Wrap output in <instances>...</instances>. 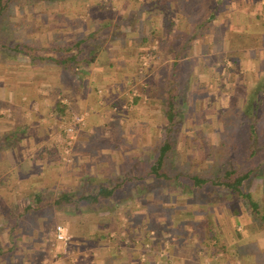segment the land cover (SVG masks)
Wrapping results in <instances>:
<instances>
[{"label": "rangeland", "instance_id": "rangeland-1", "mask_svg": "<svg viewBox=\"0 0 264 264\" xmlns=\"http://www.w3.org/2000/svg\"><path fill=\"white\" fill-rule=\"evenodd\" d=\"M85 1L87 0H9V7L0 17V40L9 45L18 42L21 46V42H25L29 45L28 51L34 50L36 53L53 56L55 50L46 49L45 46L56 44L53 36L66 32V16L70 15L71 18L74 16L77 24L83 23L84 19L92 20L95 24L96 20L105 18L111 11V15L118 16L115 12L117 9L84 6ZM67 2H78L79 5L71 8L65 6ZM84 8L86 10H83ZM56 21L60 24H56ZM40 45L43 47L41 48ZM152 45H154V56L147 65L141 66L140 55L148 51ZM155 57L156 39L152 38L149 45L139 52L137 67L146 68ZM52 62L47 58L30 59L25 54L16 53L12 49H0V106L12 107L11 102L18 103L17 97L21 93L35 96L38 88L34 84L51 80ZM31 68H33L31 77L34 83L22 89V92L19 88L15 89V95L10 98L7 96L9 101L5 98L4 102L1 98H4L7 84L25 80L27 70ZM157 70L159 77H152L148 89L150 96L154 98L153 100L146 98L140 106L142 112L147 113L144 119L139 122L140 125L137 122L128 125V128H133L132 133L128 131L120 138L118 133V145H123L121 148L123 154L118 165V181L127 175L133 177L142 174L155 156L156 149L166 136L165 103L167 97L172 94L175 96L177 121L168 136L171 142V148L168 150L170 156L165 159L163 169L168 173H174L179 167L190 168L196 165L203 168L202 172L206 175H216L226 167H236L241 170L254 167L256 176L248 178L242 188L251 192L252 200L258 203V212L252 211L241 201H235L231 193L224 191L219 193L220 190L211 188L210 184L201 190L186 189L177 192L178 189L172 183L163 180L160 186L149 190L145 184L150 181L149 176L141 181L127 178L109 197L99 196L93 203L80 201L54 204L53 199L62 190H69L72 195L80 193L75 188L79 182L60 180L57 185L52 182L53 178L58 179L60 176L62 179H72L70 172L74 163L71 146L77 127L69 151L71 161L63 162L56 146L57 156H51L50 166L48 168L41 166L39 169H42L43 173L40 176H47L48 181L35 183V187L31 185L34 188L27 184L20 183L16 186L12 183L9 197L0 195V212H4L0 213L2 252L0 264H264V257L258 254L255 259L254 256L249 255L242 257V260L239 259L241 253L234 245L235 238L239 239L245 235L257 242L264 241V166L256 167L257 162L264 158V148L259 147L260 149L257 148L250 154L252 146L247 148L244 145V128L238 124L224 128L220 111V107H234L239 109L236 112L242 111L240 117L248 114V110L245 109L249 105V99L253 97L249 96L250 89L244 88L243 91L233 87V92L229 93L228 87L224 85L196 88L183 85L167 86L164 82L169 83L171 73L169 70L166 71V68L163 71L162 67ZM58 74L69 84L59 91V94L66 95L68 88H73L68 78L73 74L63 67ZM48 87L44 90L49 93L56 92L51 86ZM137 90V86L132 84L126 94V102L132 99ZM69 109L66 106L59 117H49L55 126L51 137L55 145L54 134L58 128L57 123L66 120ZM3 112L4 110L0 108V124L3 122L2 118L7 116L3 115ZM148 114L152 117L149 118L151 126H148V121L145 120ZM231 114L234 116V112ZM44 116L47 117V112ZM49 119L46 118L48 121ZM20 121L21 119L18 118V124L21 123ZM248 121L254 122L256 127L264 126V118L247 116L245 122ZM135 126L143 129L154 128V132L138 134L134 130ZM230 131L241 135L231 141V149L228 150L223 146L226 143H221L220 134L222 139H225L224 134ZM26 170L31 172L32 168L28 167ZM17 178L18 176L15 175L12 180ZM25 186L31 188L27 193L39 194V200L36 199L39 205L34 207L33 204H29L34 199L31 195H28L27 199L21 198ZM212 195L215 197L208 202H200L212 198ZM234 206L238 210L237 213H234ZM58 222H64L70 234L66 252L61 251L59 242H55L56 248L50 250L52 247L50 232ZM73 227L74 231L71 230ZM194 229L197 233L193 232ZM114 230H117L118 236L123 238H116ZM210 234L214 236L209 238ZM197 237L202 240L198 245L195 240ZM188 238L192 239L188 240ZM237 258L239 262L235 261Z\"/></svg>", "mask_w": 264, "mask_h": 264}, {"label": "crops", "instance_id": "crops-1", "mask_svg": "<svg viewBox=\"0 0 264 264\" xmlns=\"http://www.w3.org/2000/svg\"><path fill=\"white\" fill-rule=\"evenodd\" d=\"M100 2L106 8L117 9L118 16L111 15V11L108 12L110 15L96 20L95 24L84 19L80 26L74 21V16L71 18L68 15L66 32L56 34V46L63 44V39L69 45L77 36L87 37L88 46L94 43L93 49L88 47L90 57L86 62L78 63L74 73L71 67H67L73 74L68 75L73 86L68 88V94H59L69 84L58 74L61 70L59 63L53 61L51 80L35 83L38 88L35 96L21 93L17 97L18 103L11 102L12 107L0 106L4 110L3 115H7L0 124V195L9 197L12 183L34 186L35 183L48 181L47 176H40L43 173L42 169L39 170L41 166L48 168L51 156L57 154V145L51 138L55 126L48 114L51 112V118H57L66 106L74 110L86 109V123L78 127L71 146L74 163L70 172L72 179L60 176L52 179L53 184L57 185L60 180L79 182L75 188L80 192L77 195H81L94 192L100 184L112 186L117 183L118 165L123 154V145H118V133L119 138L128 131L132 133L133 128H128V125L139 124L144 119L147 113L142 112L140 106L146 98H154L148 89L152 77H159V67L171 73L169 83L164 82L167 86L196 88L224 85L229 93L233 92V87L250 89L249 96L261 99V107L257 111L259 118H264V0ZM78 5V2L65 4L71 8ZM83 5L99 6L95 0H87ZM56 24L60 22L56 21ZM152 38L156 39V57L149 66L141 69L137 67L138 54ZM83 45H86L85 42ZM70 50H73L72 47H69ZM32 70H27L30 74L27 72L25 80L7 84L4 98H1L4 102L5 98L9 101L8 97L15 95V89L19 88L22 92L34 83ZM132 84L138 90L126 102V94ZM48 86L56 92L44 90ZM60 96L66 99L65 104L60 103ZM46 112L50 122L44 121ZM150 115L145 116L148 126H151ZM18 118L21 119L19 124ZM142 129L134 127L138 134L154 132V128ZM28 167L32 168L31 172L25 171ZM15 175L18 178L13 181ZM28 190L31 188L25 186L21 198L37 194H29ZM72 229L74 231V227ZM197 238L198 245L202 240ZM235 239L234 245L241 253L239 259L246 255L255 259L257 254L264 257V241H254L248 235ZM239 259L235 261L239 262Z\"/></svg>", "mask_w": 264, "mask_h": 264}, {"label": "trees", "instance_id": "trees-1", "mask_svg": "<svg viewBox=\"0 0 264 264\" xmlns=\"http://www.w3.org/2000/svg\"><path fill=\"white\" fill-rule=\"evenodd\" d=\"M100 1V0H99ZM9 0H0V17L6 12L7 7H9ZM99 7L106 8L104 3L99 2ZM108 8V7H107ZM109 9V8H108ZM83 10H86L85 8ZM56 41H58L56 36ZM87 37L84 36H77L73 42L69 45L63 41V44L60 46H56V44H51V46H45L46 49L55 50V54L53 56H47L43 55L41 52L36 53L33 51H28L29 45L25 44V42H21L22 46L18 42H14L13 45H9L8 43H5L0 40V49L2 48H8L16 51V53H22L28 56L30 59H51L54 62H58L61 68H67L68 66L71 67V71L74 73L75 69L78 65V63L86 62L87 59L90 57V53L88 52V47L93 49L94 43L89 44L87 42ZM53 41V40H52ZM85 42L86 45H83ZM39 47V46H38ZM41 47V45H40ZM43 47V46H42ZM41 47V48H42ZM69 47H72V51H69ZM68 69V68H67ZM175 96L169 95L167 97L165 107V115H166V121H165V133L166 136L162 139L160 145L156 149L155 156L151 160V162L148 164L147 168L143 170L142 174H136L133 177L127 175L121 178L117 183H114L112 186H106L105 184L98 185L97 189L94 192H88L87 194H81L77 196H73L71 193L62 190L58 193V195L53 199L54 204H63L66 202H80V201H86L89 203H93L98 200L99 196L103 197H109L115 190V187L121 186L125 179H134V180H143L144 177L149 176L150 181L146 182V187L151 190L154 189V187L160 186L162 184L163 180H167L169 183H172L174 187L178 190L177 192H183L186 189L188 190H195V189H203L207 184L211 185V188L217 189L219 193L221 192H228L232 194V198L235 199V201H241V203H244L246 206H248L252 211L258 212V203L253 201L251 198V192L244 190L242 186L246 182V180L252 176H256L255 172L253 171L254 167L246 168L245 170H241L236 167H226L220 174L216 175H206V173H203V168L196 167V165H192L190 168L187 167H179L178 170L174 173H168L163 169V163L165 159L170 156L169 149L171 148V142L168 138L170 131L176 125L175 115L177 114L175 109ZM261 99L259 97H254L252 99H249V105L245 110H248V114L246 113L245 116H242V111L236 112L239 110L238 108H224L220 107L221 111V122L223 124V127L232 126L235 124H238L240 127L244 128V145L246 147L250 148L252 146V150L250 151V154H252L255 149L264 148V126H258L256 127L254 122H245L247 120V116L252 118H259L258 109L261 107L260 104ZM252 102V103H251ZM251 109V110H249ZM228 112V113H226ZM231 112H234V116H232ZM223 117H225V120H223ZM240 119V120H239ZM243 120V121H242ZM247 124V125H246ZM221 132V131H220ZM241 134H236L234 131L233 133L227 132L224 134L225 139H222V135L220 134V141L221 143L225 144L226 149H231V141L239 137ZM231 137V138H230ZM229 138L230 140H226ZM254 145V146H253ZM254 147V148H253ZM229 151L227 152V154ZM264 166V158L261 159L259 162H257L256 167L261 168ZM39 194L32 195L34 197L32 203L34 207L37 204V200H39ZM173 197V196H172ZM215 197L212 195V198L209 197L206 200L203 199L200 202L205 203L208 202L210 199H213ZM171 199V198H170ZM28 204V205H29ZM234 213H237L238 210L234 206L233 207ZM12 230V228L10 227ZM116 232V238L119 237V239H122L123 236H118L117 230H114ZM195 233H197L194 229ZM214 236L213 234H210L208 237ZM1 244H0V255H1Z\"/></svg>", "mask_w": 264, "mask_h": 264}, {"label": "built area", "instance_id": "built-area-1", "mask_svg": "<svg viewBox=\"0 0 264 264\" xmlns=\"http://www.w3.org/2000/svg\"><path fill=\"white\" fill-rule=\"evenodd\" d=\"M154 56V45L151 46V48L140 55V65L145 66L147 65V62ZM59 101L65 104L66 100L62 97L59 98ZM115 109V106L112 107ZM67 118L64 121H59L57 123V131L54 134L56 145L58 146V153L61 160L64 162L71 161L70 156V146L72 139L75 135V131L77 127L84 125L85 120L84 116L87 114V110L83 109L82 111H77L73 109H69L67 113ZM53 114L50 112L48 114L49 117H51ZM46 121V118L44 119ZM51 242L52 247H50V250L52 251L54 248H56V245H54L55 242H59V246L61 247L62 252L67 251L68 242L70 238V234L68 231V227L64 222H58L54 224L53 228L51 229ZM55 255V252L53 253ZM159 255H162V253H159Z\"/></svg>", "mask_w": 264, "mask_h": 264}]
</instances>
